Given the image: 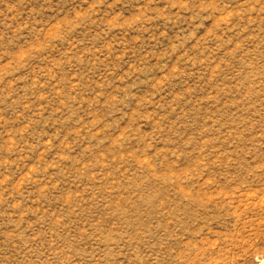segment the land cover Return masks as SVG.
<instances>
[{
    "label": "rangeland",
    "instance_id": "obj_1",
    "mask_svg": "<svg viewBox=\"0 0 264 264\" xmlns=\"http://www.w3.org/2000/svg\"><path fill=\"white\" fill-rule=\"evenodd\" d=\"M0 264H264V0H0Z\"/></svg>",
    "mask_w": 264,
    "mask_h": 264
}]
</instances>
